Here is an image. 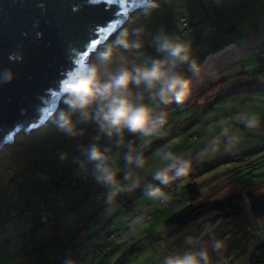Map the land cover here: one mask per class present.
<instances>
[{
	"label": "rangeland",
	"instance_id": "1",
	"mask_svg": "<svg viewBox=\"0 0 264 264\" xmlns=\"http://www.w3.org/2000/svg\"><path fill=\"white\" fill-rule=\"evenodd\" d=\"M157 2L159 7L150 15L144 14L147 5L133 10L125 23L108 36L100 48L113 39L120 29L130 26H143L149 33H155L163 27L191 43L192 54L200 66L198 73L187 72L192 85L194 79L198 77L195 88L197 92L194 93L196 98L189 99L188 95L180 105L173 102L162 106L167 113V123L160 135L151 138L148 143L145 151L146 166L144 169L136 170L134 179L144 180L160 166L154 153L167 145L174 153L191 158V170L187 176L173 181L168 186H161L168 197L166 201L150 199L144 195L143 188H137L129 195L122 193L109 209L104 197L102 199L96 197L98 193L106 192L105 187L97 184L91 177L80 182L78 186H70L65 180L61 181V175L59 179L52 177L54 172L52 167L43 163L36 164L32 159L39 155V151L43 150L46 143L53 141L55 147L60 144L57 148L58 154H67L63 160L68 161L70 157L78 154L79 144H87L85 139H88L86 138L88 135L82 138L64 136L56 129L53 120L30 136L18 133L15 143L6 144L0 149V231L6 230L14 223L17 224L0 237V264H161L164 256L184 246L183 242L187 236L200 240L198 232L194 231L195 228L201 231L210 229L211 236L219 240L229 236V233L222 235L221 239L216 236L218 233L214 227L221 220L211 218L214 216L212 214L206 217L207 220L201 219L184 230L167 226L165 220L183 203L184 196L181 191L187 183L197 182L198 188L204 193L233 178L245 189L264 190V187H260L264 184V149L253 151L264 139V125L260 127L263 121L257 125L258 127H246V118L251 111L242 108L243 105L234 101V97L228 96L211 103L214 96L219 95V91L222 90L218 86H224L226 82L221 83L218 77L213 85L210 83L206 85L207 82L204 80L207 77L203 75L207 67L213 66V63L210 65L208 63L228 49L230 41L225 38L228 37L225 30H228L230 21L243 23L247 12L236 0H157ZM237 8L242 11L236 10ZM182 17H187L189 24L194 27V31L186 34L187 36L182 34L185 28L181 21ZM261 25L259 23V30L264 31ZM241 28L235 31L234 48L250 45L248 39L243 42L237 41L241 31L244 32ZM100 48L88 53L86 59L94 58ZM148 51L151 52L152 49L149 48ZM256 52H264V42L259 47L249 48L241 53L232 62L233 65L236 64L234 69H242L243 66L252 72L253 67L260 63L264 64V58L258 60ZM253 61H256V66L252 65ZM256 74L261 76L260 80L264 79V72ZM232 80L231 77L229 82ZM263 99L264 95H260L257 104L263 105L257 106L258 115L262 114L264 117ZM253 109L252 107L251 110ZM231 119L233 121H228ZM224 128L228 129L230 136L235 137L227 150H225L227 138L220 136ZM92 132L89 131V134ZM193 134H197L198 137L191 139ZM216 137L220 138L218 150L203 151L208 142ZM52 144L48 143L46 148H52ZM20 159L23 160L21 164ZM258 160L263 163L261 166H258ZM251 162L255 163L253 169L244 173ZM16 165L21 166L15 171L11 170ZM234 166H239L242 173L230 170ZM40 168L50 174L41 172ZM123 175L121 172V179ZM53 185L57 190L53 191ZM47 194L55 199L51 206L55 215L51 221V224H54L52 228L50 224H38V212H34L33 219L30 220L24 217L22 211L26 205L33 209ZM6 204L11 209H4ZM149 206L152 207L150 211L147 210ZM245 207L247 208V204ZM34 224H37L36 229L33 228ZM195 224L197 227H194ZM247 227L251 233L248 239L250 246L261 243L264 219H251ZM49 229L55 232L51 234ZM116 230L123 235L122 238L117 236L113 241L112 250L94 258V246H102L106 234ZM218 231L219 234L223 233V229ZM16 232L21 234L15 236ZM238 235L240 236L236 243L231 248H225L229 255L226 256L224 251L220 256L214 255L213 264H247L237 258L244 252L240 246L241 242L245 244L243 231ZM224 243L227 244V241ZM229 256L231 262L224 259Z\"/></svg>",
	"mask_w": 264,
	"mask_h": 264
},
{
	"label": "clouds",
	"instance_id": "2",
	"mask_svg": "<svg viewBox=\"0 0 264 264\" xmlns=\"http://www.w3.org/2000/svg\"><path fill=\"white\" fill-rule=\"evenodd\" d=\"M158 7L157 0H149L144 14L150 15ZM199 67L191 43L181 35L163 27L149 33L143 26H130L120 29L94 58L81 63L62 82L64 107L55 113L53 124L69 138L88 135V143L77 146L72 163L80 175L105 187L104 201L109 209L122 193L141 187L135 173L145 168L148 143L167 123L162 106L184 102L191 91L187 72L198 73ZM12 79L14 73L6 71L4 82ZM255 126V120L246 122V127ZM220 136L227 138V150L235 137L227 128ZM219 144L220 138H213L203 151L215 152ZM154 156L160 165L152 173L156 183H145L144 195L166 201L161 186L187 176L192 160L167 146L159 148ZM183 244L164 256L161 264H213V256L223 254L224 245L214 236L200 241L187 236Z\"/></svg>",
	"mask_w": 264,
	"mask_h": 264
},
{
	"label": "water",
	"instance_id": "3",
	"mask_svg": "<svg viewBox=\"0 0 264 264\" xmlns=\"http://www.w3.org/2000/svg\"><path fill=\"white\" fill-rule=\"evenodd\" d=\"M148 2L0 0V148L51 120L62 82Z\"/></svg>",
	"mask_w": 264,
	"mask_h": 264
},
{
	"label": "trees",
	"instance_id": "4",
	"mask_svg": "<svg viewBox=\"0 0 264 264\" xmlns=\"http://www.w3.org/2000/svg\"><path fill=\"white\" fill-rule=\"evenodd\" d=\"M253 2H254V5L252 6H255L256 4L258 6L259 4H261L260 0H254ZM241 8L247 11L246 8H243V7ZM236 10H241V9L237 8ZM262 10H264V8ZM250 17L251 15L248 14L245 20L243 21V23L241 24L237 22L233 23L232 21H230L231 24L229 25L228 30H225V33L228 34V37L225 36V38L229 39L230 41V44H228L229 45L228 49L225 52L219 54V56L214 57L210 61V63H208L209 65L213 63L212 64L213 66L207 67L204 70L205 73L203 75L207 77L204 80L205 82H207L206 85H208V83H210V85H213L214 82H217L218 77H220L221 83L226 82V85L218 86V88H222V90L219 91V95L216 94L214 96V98L210 101L211 103H215L220 100H223L224 98H227L228 96L234 97L233 100L243 105L242 108L250 109L251 112L249 114V117L246 118L247 121L255 120L256 126L261 124V122L263 121L262 125H260L261 127L264 125V117L262 116V114L258 115L259 108L257 105H263V104H257V100L259 99L260 95H264V79L260 80L261 76L256 73L264 72V64L260 63L258 64L257 67H253L252 72L244 68L243 66H242V69L240 68L234 69L236 64L235 63L234 65L232 64V62L241 53L246 52L247 49L249 48L259 47L260 44H263L264 42V31L259 30L260 29L259 23L262 24L261 26H263V30H264V11H258L256 13L255 18L250 19ZM181 21L183 22L185 26V28L183 29V32L187 30L188 28H192V30L189 29V31H187L185 34L182 32L184 36L194 31V27L189 24L187 17H182ZM234 27L235 29L233 30ZM240 28L244 30V32L241 31V34L239 33L240 36L238 35L239 37L237 38V41L243 42L246 39H248L250 42V45L234 48V46L236 45L235 44L236 42L233 43V40L235 38V31L239 30ZM98 48H100V46ZM255 56L258 60L261 58H264V52H256ZM252 65L256 66V61H253ZM231 77L233 80L229 82ZM196 79H194L195 82L193 85L191 82V85H190L191 91L189 94L190 96L189 99L196 98L194 94L195 92H197V90H195L197 86ZM63 107L64 105L61 106V108ZM252 107L254 108L253 110H251ZM261 108H263V106ZM52 120L53 118L49 120L48 122ZM228 121L231 122L233 121V119L228 120ZM47 123H45L44 125H46ZM41 127L34 129L33 131H30L29 133H26L24 131H20L18 133L22 132L30 136L31 134H33L34 131L39 132ZM164 128H165V125H164ZM164 128L162 130H164ZM89 131L92 132L93 129L90 128ZM16 135L14 136V141L8 144H12L16 142ZM193 135L191 136V139H196L198 137L197 134H193ZM86 138H88V139H85L87 140L86 143H88L89 137L86 136ZM137 142L139 143V140H137ZM48 143L50 145L53 143V141H49ZM48 143L45 144L43 150L39 151L38 156L32 158L36 164L43 163L48 167H52L54 169L52 177L54 179H59V176L61 175L62 176L61 181L65 180L66 182H68L70 186H78L80 182L88 178V176H83L78 173L77 165L72 163V157H70L68 161H64L61 159L60 157L61 153L58 154V150H57L60 144H57L56 147H55V144H52L53 145L52 148L47 149L46 147ZM257 148L256 150L254 149L253 151L257 152L258 150L264 149V139L260 141ZM73 154L75 153H72V155ZM14 158L16 159V155ZM260 159H262V157ZM19 162L21 164L23 160L20 159ZM257 162H258V166H261L263 164L259 160ZM251 164L247 165V168H246L247 171H245L244 173H247L248 170L253 169L252 166H254L255 163L251 162ZM20 166L21 165H16L15 168L11 170L15 171ZM230 170L236 171V173H239L242 171V169L239 166H234L230 168ZM40 171L48 172L43 168H40ZM56 172L58 175L55 174ZM72 179L77 180V183L72 184L71 183ZM149 182L156 183L155 181L152 180V174L148 175L144 180L139 181V183L141 184V187L139 188H143V185ZM260 187L263 188L264 184H262V186ZM55 190H57L56 186L53 187V191ZM130 193L131 192H126L125 194L129 195ZM181 194H183L184 196L183 203L182 205H180L178 209L173 211L170 214V216L165 220V223L167 224V226L171 228L174 226L177 230H184L186 228H190L192 224L212 214L214 216L211 218H220L221 220L220 223L214 227L217 230L216 233H218L216 234V236L220 237L221 239L223 238L222 235L229 233V236H227L226 239L224 238L223 240H220L222 241L224 245L223 251L226 256H228L229 253L226 251L225 248L226 247L231 248L236 243V240H238V237L240 236L238 235V233L243 231V238H244L245 244L244 242H241L240 246H241V249L244 250V252L241 253L240 254L241 256L237 258H239V261H242L243 263L247 262V264H263L264 263V233L262 235L263 240H261V243L255 246L254 245L250 246L249 244L250 242L248 239L251 233L249 232V229L247 227V225L249 224V220L251 219H255V218L264 219V190L256 191L252 188L245 189L244 187H241L240 184H237V182L233 178H231L222 184L212 187L211 189H209L207 192H204V193L201 192L200 189L198 188L197 182L195 181L189 182L184 186V188L181 191ZM103 195L104 193L100 192L97 194L96 197L98 199H102L104 197ZM43 202L45 204L47 212L48 211L51 212L50 214L45 213V216H46L45 219H42V215H44V211H42L41 209H38V206L40 205V203L42 204ZM54 202H55V199H53L51 195L47 194L41 200V202L38 205H36L33 209H30V207L27 205L24 206L22 210L23 215L25 218H29L30 220H32L33 219L32 214L34 212H38L39 213V217L37 219L38 224L39 225L50 224L51 225L50 228H52L54 227V224H51V221L54 219L55 215H54V211L52 210L51 206L53 205ZM245 203L247 204V208L245 207L246 205ZM1 206L3 207V205ZM4 207H5L4 209H7V208L11 209L10 206L7 204ZM151 209L152 207L149 206L147 210L150 211ZM197 224H195L194 227H197L196 226ZM16 226L17 224L14 223L10 227H8L6 230L0 231L1 233L0 237L8 233L10 230H12ZM36 227H37V224L36 225L34 224L33 228L36 229ZM221 229H223V233L219 234L220 232L218 230H221ZM194 231L198 232V235L200 236L199 238L200 240H208L212 232L210 229L201 231V230H197L196 228L194 229ZM49 232L53 234L55 231L53 232L52 229L51 230L49 229ZM235 233H236V236H235ZM20 234H21L20 232H16L14 235L19 236ZM117 236L122 238L123 235L120 232H118V230L109 231L106 234L104 244L100 247L94 246V250H93L94 258L98 256H102L104 252L106 251L112 250L114 247L113 241L115 238H117ZM225 240L227 241V244L224 243ZM229 258L230 256L224 259H229ZM229 261L231 262L232 260L229 259Z\"/></svg>",
	"mask_w": 264,
	"mask_h": 264
},
{
	"label": "crops",
	"instance_id": "5",
	"mask_svg": "<svg viewBox=\"0 0 264 264\" xmlns=\"http://www.w3.org/2000/svg\"><path fill=\"white\" fill-rule=\"evenodd\" d=\"M254 0H236L237 4L239 6H242L243 8H246V12H247V15H251L250 19L251 18H255L256 16V13L258 11H264L262 10L264 8V0H260L261 4H259L257 6V4L255 6H252L254 5ZM233 8H234V3H233Z\"/></svg>",
	"mask_w": 264,
	"mask_h": 264
},
{
	"label": "built area",
	"instance_id": "6",
	"mask_svg": "<svg viewBox=\"0 0 264 264\" xmlns=\"http://www.w3.org/2000/svg\"><path fill=\"white\" fill-rule=\"evenodd\" d=\"M189 29L192 30V28H188V29L185 30L183 33L185 34L187 31H189ZM163 128H164V127H163ZM161 131H162V130H161ZM194 137H195V136H194ZM71 183H72V184H76V183H77V180L72 179V180H71ZM38 209H41L42 211H44V215H42V219H45V218H46L45 213H49V214L51 213L50 211L47 212L44 202H43L42 204L40 203V205L38 206Z\"/></svg>",
	"mask_w": 264,
	"mask_h": 264
},
{
	"label": "snow or ice",
	"instance_id": "7",
	"mask_svg": "<svg viewBox=\"0 0 264 264\" xmlns=\"http://www.w3.org/2000/svg\"><path fill=\"white\" fill-rule=\"evenodd\" d=\"M109 2H111V0H109Z\"/></svg>",
	"mask_w": 264,
	"mask_h": 264
}]
</instances>
